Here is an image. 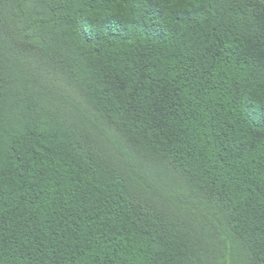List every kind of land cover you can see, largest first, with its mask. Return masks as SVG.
<instances>
[{
  "label": "trees",
  "instance_id": "1",
  "mask_svg": "<svg viewBox=\"0 0 264 264\" xmlns=\"http://www.w3.org/2000/svg\"><path fill=\"white\" fill-rule=\"evenodd\" d=\"M119 3L0 0V264H264V0Z\"/></svg>",
  "mask_w": 264,
  "mask_h": 264
},
{
  "label": "clouds",
  "instance_id": "2",
  "mask_svg": "<svg viewBox=\"0 0 264 264\" xmlns=\"http://www.w3.org/2000/svg\"><path fill=\"white\" fill-rule=\"evenodd\" d=\"M119 3V0H117ZM139 6V5H137ZM155 6L162 12L168 10H178L183 11L189 8H201L205 6V0H155ZM120 11L115 13L116 15L124 17L128 21L136 20V14L130 10V4L128 3H119ZM145 7H148L145 5ZM83 15L89 17L93 20H99L104 13H101L97 10L96 7L85 8L83 10ZM179 27H183V24H180ZM251 95L264 106V87L252 86L248 89ZM242 140L248 139L247 135H242L240 137Z\"/></svg>",
  "mask_w": 264,
  "mask_h": 264
}]
</instances>
